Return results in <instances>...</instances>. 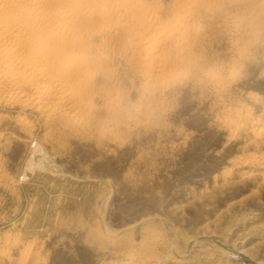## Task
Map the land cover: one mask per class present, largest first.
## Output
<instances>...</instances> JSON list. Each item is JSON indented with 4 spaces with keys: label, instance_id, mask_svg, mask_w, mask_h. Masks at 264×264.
<instances>
[{
    "label": "rangeland",
    "instance_id": "obj_1",
    "mask_svg": "<svg viewBox=\"0 0 264 264\" xmlns=\"http://www.w3.org/2000/svg\"><path fill=\"white\" fill-rule=\"evenodd\" d=\"M41 1L0 8V264H264V0Z\"/></svg>",
    "mask_w": 264,
    "mask_h": 264
},
{
    "label": "bare ground",
    "instance_id": "obj_2",
    "mask_svg": "<svg viewBox=\"0 0 264 264\" xmlns=\"http://www.w3.org/2000/svg\"><path fill=\"white\" fill-rule=\"evenodd\" d=\"M10 5H15L16 8L18 7L20 9H25L27 11H30L31 14L35 16L33 19H30L24 15L18 16L19 22L23 24L24 26L34 28L38 24L37 23L38 21H42L48 18L47 14L44 12L42 8L44 5H46V3H44L41 0H0V8H3V10L9 7ZM67 21L71 22L72 19L70 20V18L67 17ZM5 35H6V32L0 29V36H4L3 38H6ZM155 47L157 46L153 45L152 49Z\"/></svg>",
    "mask_w": 264,
    "mask_h": 264
},
{
    "label": "clouds",
    "instance_id": "obj_3",
    "mask_svg": "<svg viewBox=\"0 0 264 264\" xmlns=\"http://www.w3.org/2000/svg\"><path fill=\"white\" fill-rule=\"evenodd\" d=\"M235 27L237 28V30L239 29V25H236ZM227 42L230 43L232 46H236L239 44L238 40H229Z\"/></svg>",
    "mask_w": 264,
    "mask_h": 264
}]
</instances>
